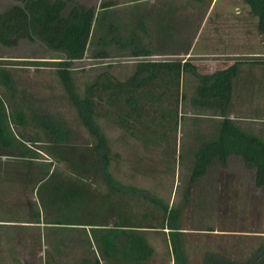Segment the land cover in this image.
<instances>
[{"label": "rangeland", "instance_id": "rangeland-1", "mask_svg": "<svg viewBox=\"0 0 264 264\" xmlns=\"http://www.w3.org/2000/svg\"><path fill=\"white\" fill-rule=\"evenodd\" d=\"M74 1L95 10H99L104 2L115 3L107 12L114 22H119L124 32L128 29L125 20L130 15L144 11L150 15L153 11L174 9L181 23L180 43L178 41L175 44L177 50H173L176 54L185 49L193 37H197V47L200 46L207 38L204 32L213 29L217 31L219 41L223 36L227 42L237 35L240 37L238 53L246 56L236 59L259 58V64L264 61V38L256 30V17L242 0H217L206 18L210 0ZM15 3L14 0H0V12ZM226 10L230 13L213 19L215 12ZM201 28V33L193 35ZM230 43L234 45L232 41ZM94 50L93 44L90 45L84 57L72 63V76L78 93L102 70H107L119 80L133 70L134 60L128 56L127 49H110L109 59L92 58ZM60 56L59 52L49 50L36 39L20 38L11 47L0 44V68L8 70L12 76L15 101L26 113L30 109L58 120L70 131L72 142L82 144L89 138L53 73L52 61ZM209 58L215 59H195L201 64ZM107 63L111 64L108 68L105 66ZM191 75L183 73L180 79L181 98L175 117L172 106L164 105L163 108L169 110L165 111L164 118L159 110L149 112L150 115L141 117L138 123L130 121L134 129L128 131L118 127L114 119H96L110 150L108 172L119 184L136 190L125 194L129 206L125 214L143 226L154 227L141 229L153 248L152 255L143 264H173L163 207L177 212L175 243L183 264H205L207 255L244 262L248 258L253 259L264 242V187H255L253 170L245 168L238 157H229L224 166L213 162L202 177L189 181L195 150L203 141L216 137L220 121L216 108L201 104L196 98L194 87L197 80ZM15 132L26 136L33 135L35 130L17 128ZM38 156L44 158L41 153ZM28 165L24 159L0 155V170L7 172L0 175V221L17 223L0 226L1 235L7 234L15 239L9 243L15 256L9 264H82L83 261L94 264V254L81 243L82 229L20 225L19 222L36 224L33 221L38 202L34 187L31 189L32 184L26 178ZM56 167L63 169L61 165ZM91 187L106 192L100 180ZM92 200L94 202L95 197ZM115 220L109 214L107 225L111 226ZM52 247H57L58 251ZM99 264H103L102 261Z\"/></svg>", "mask_w": 264, "mask_h": 264}, {"label": "trees", "instance_id": "trees-1", "mask_svg": "<svg viewBox=\"0 0 264 264\" xmlns=\"http://www.w3.org/2000/svg\"><path fill=\"white\" fill-rule=\"evenodd\" d=\"M14 1L15 4L0 12V44L11 47L20 38L36 39L49 50L60 53L61 56L52 61L53 73L89 138L82 144H75L70 131L58 120L30 109L26 113L15 101L10 72L0 68L3 89L0 94V155L15 156L29 164L26 178L32 184L31 189L34 187L38 202L33 222L46 227L82 229L81 243L94 254V264L100 261L103 264L145 263L153 248L141 229L154 227L143 226L125 214V210L129 211L125 194L136 190L119 184L108 172L110 150L96 119H114L118 127L128 131L134 129L130 121L138 123L141 117L147 118L149 112L159 110L164 118L165 111L169 112L164 105L172 106L175 117L181 98L180 77L184 72L196 78L195 96L199 102L216 108L220 117L216 137L200 143L194 152L189 181L202 177L213 162L224 166L229 157L235 156L245 168L253 170L255 187H264V142L242 131L225 113L239 65L246 61L259 63V58L233 59L221 70L200 74L189 58H154V55L176 53L143 43L144 39L151 38L144 25V14L130 15L125 20L128 29L125 32L120 29L119 22H114L107 12L115 4L111 1L102 3L99 10L74 0ZM242 2L256 17V30L264 38V0ZM92 44L95 47L92 58L96 59H109L108 51L112 48L116 51L127 49L134 67L123 80L102 70L78 93L72 63L81 60ZM105 66L108 68L111 64ZM28 127L35 130L33 135L15 132L17 128L26 130ZM56 165L63 169L59 170ZM96 180L102 182L106 192L91 187ZM162 210L169 229L173 264H183L175 243L177 212L165 207ZM109 214L116 218L111 226L106 221ZM144 217L145 214L142 219ZM51 249L58 251L57 247ZM204 262L264 264V242L253 259L237 262L207 255Z\"/></svg>", "mask_w": 264, "mask_h": 264}, {"label": "crops", "instance_id": "crops-1", "mask_svg": "<svg viewBox=\"0 0 264 264\" xmlns=\"http://www.w3.org/2000/svg\"><path fill=\"white\" fill-rule=\"evenodd\" d=\"M216 1L217 0H210L205 18L209 17ZM144 12L140 14H144ZM229 13V11L215 12L213 19L217 20L219 19V16ZM140 14L137 16L139 17ZM144 16L146 19L144 25L148 28L151 38L144 39L143 43L156 49L177 50L178 47L175 44H177L178 41L180 43L179 35L181 34V23L177 20L176 14H174V9L169 10L167 8L166 11H153L150 15H147L146 13ZM201 31L202 28L201 30L198 29L194 33L193 31H188V33L198 35ZM182 33L184 32L182 31ZM204 33L207 38L202 40V43L198 46L199 48L197 47V37H193L190 44L179 53L154 55L153 57L158 58L161 56H167V58H180L182 60L189 58L191 59V63L196 66L198 73L211 74L216 70L225 68L233 59H236V57L246 56L245 54L238 53L237 48H239V46L237 43H240V37L238 35L235 38H230V41L227 42L226 40L228 39L224 36L221 41H219L218 33L213 29H207ZM231 41L235 46L230 43ZM211 52L216 53L213 54ZM249 56L255 57L256 55L249 54ZM197 57H215V59L209 58L199 64V62L195 59ZM225 113L227 117L242 131L249 135L256 136L264 142V61L262 64L260 63L256 66H254V64L248 65L245 62L239 65L237 75L232 82L231 98ZM218 119H220L219 116ZM1 174H7L6 170H0V175ZM19 223L24 226L42 225L41 223ZM15 224L17 223L10 220L0 221V226L6 225L7 227ZM12 239H14V237L7 234H0V264H2V262L9 264L11 260L12 262L15 260L14 253L10 250L9 246Z\"/></svg>", "mask_w": 264, "mask_h": 264}]
</instances>
